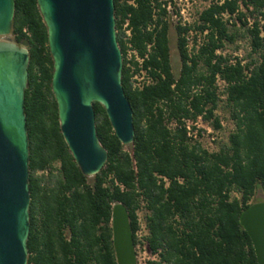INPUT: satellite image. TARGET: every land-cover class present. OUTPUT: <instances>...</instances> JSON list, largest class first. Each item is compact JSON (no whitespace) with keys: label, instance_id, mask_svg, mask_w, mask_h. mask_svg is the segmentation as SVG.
Segmentation results:
<instances>
[{"label":"trees","instance_id":"trees-1","mask_svg":"<svg viewBox=\"0 0 264 264\" xmlns=\"http://www.w3.org/2000/svg\"><path fill=\"white\" fill-rule=\"evenodd\" d=\"M163 2L115 0L122 83L133 108L135 139L124 145L105 108L95 102L97 132L108 160L98 174L86 176L61 130L52 91L54 62L38 2L16 0L11 34L18 43L28 39L30 52L25 93L28 264H118L112 229V208L118 201L130 212L136 248L142 243L138 212H148L143 239L156 258L147 264H259L239 217L256 201L258 189L264 193V0H210L197 22L177 25L178 74L171 62V21ZM155 7L160 8L156 19ZM127 20L139 54L152 45L143 64L156 81L143 89L133 88L127 66L122 30ZM242 27L252 53L258 54L246 64L218 53L237 41ZM134 66L140 70L138 63ZM219 79L225 83L235 127L226 143L210 151L190 140L183 119L202 116L213 129L222 127L216 114Z\"/></svg>","mask_w":264,"mask_h":264},{"label":"water","instance_id":"water-1","mask_svg":"<svg viewBox=\"0 0 264 264\" xmlns=\"http://www.w3.org/2000/svg\"><path fill=\"white\" fill-rule=\"evenodd\" d=\"M48 29L54 62L52 91L60 126L86 176L108 160L100 142L94 103L106 110L124 145L135 139L134 113L123 86V53L117 36L115 0H37ZM16 0H0V36L11 34ZM29 40H0V264H28L30 143L25 109L29 84ZM259 264H264V200L241 212ZM113 245L118 264H138L130 212L112 208Z\"/></svg>","mask_w":264,"mask_h":264},{"label":"rangeland","instance_id":"rangeland-1","mask_svg":"<svg viewBox=\"0 0 264 264\" xmlns=\"http://www.w3.org/2000/svg\"><path fill=\"white\" fill-rule=\"evenodd\" d=\"M184 3V2H183ZM190 6H186V11L184 16H182L181 21L189 22L197 19L200 11L207 8L210 4V0H190ZM176 20L171 19L169 38H170V48H171V62L173 66V70L176 74L179 73L181 68V57L178 48V40L176 33ZM1 39H10L13 41V35L10 34L6 37H1ZM191 46L194 42L192 39V35L190 36ZM203 40V36H199L198 42L200 43ZM219 54H224L230 56L233 60L235 58H239L242 60L244 64L251 61L252 59L258 58L257 53H252L250 36L247 34L246 28L242 27L239 30V36L235 43H227L225 46L218 50ZM219 92L221 95V101L219 104V108L216 110V114L219 116L221 121L220 129H213L208 122L202 121V130H204V134L199 137V142L203 145L204 148L210 151H216L220 148L221 145L228 141V136L230 132L234 129V121L232 120L230 110L226 105L225 101V83L222 79L218 80ZM256 201L264 200V193L261 189L257 190V193L254 197ZM139 217L141 221V230L139 231V236L141 238V242L137 249L138 255V264H147L149 260L155 259L156 256L152 255L148 250V246L145 244L144 236L148 233L146 228V215L147 210L142 208L139 210ZM144 242V243H143Z\"/></svg>","mask_w":264,"mask_h":264},{"label":"built area","instance_id":"built-area-1","mask_svg":"<svg viewBox=\"0 0 264 264\" xmlns=\"http://www.w3.org/2000/svg\"><path fill=\"white\" fill-rule=\"evenodd\" d=\"M162 1V0H161ZM163 6L167 8L168 15L171 19H175L177 25H191L198 21L199 15L202 11L199 12L198 17L194 21L183 22L181 21L182 16H184L186 6H190V0H163ZM134 3L133 1H130ZM184 2V3H183ZM160 8H154V18L156 19ZM122 30L125 32L124 40L127 44L126 49V59H127V66L131 69L133 76L131 77V82L133 88L143 89L146 85L154 83L155 77L149 72L150 67H144V60L148 58L149 51L151 49V44L148 45V52L144 55H140L138 50L133 47L132 45V29L129 27V21L127 20L124 22ZM192 32V31H191ZM193 34V33H191ZM134 62L138 63L140 68L139 71H135ZM185 121V127L187 129V136L192 141H199V137L204 134V130H202V116H199L197 119H183ZM175 126V124H173Z\"/></svg>","mask_w":264,"mask_h":264}]
</instances>
